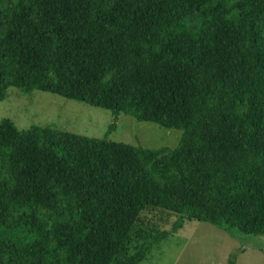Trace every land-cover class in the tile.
Instances as JSON below:
<instances>
[{"label":"trees","instance_id":"obj_1","mask_svg":"<svg viewBox=\"0 0 264 264\" xmlns=\"http://www.w3.org/2000/svg\"><path fill=\"white\" fill-rule=\"evenodd\" d=\"M10 88L181 136L146 149L0 117V264H140L186 220L264 238V0H0ZM145 206L178 218L139 222Z\"/></svg>","mask_w":264,"mask_h":264},{"label":"rangeland","instance_id":"obj_2","mask_svg":"<svg viewBox=\"0 0 264 264\" xmlns=\"http://www.w3.org/2000/svg\"><path fill=\"white\" fill-rule=\"evenodd\" d=\"M0 117L11 119L18 128L50 125L88 137H104L146 149L177 146L181 131L157 123L138 121L130 115L92 107L47 92L22 93L10 88L0 101ZM114 125L111 129L108 127ZM178 218L164 209L145 206L137 221L169 230ZM264 264V238L230 236L206 222L185 221L140 264Z\"/></svg>","mask_w":264,"mask_h":264}]
</instances>
